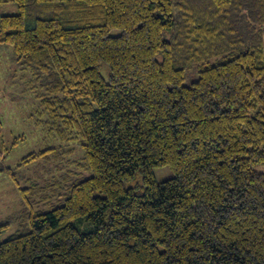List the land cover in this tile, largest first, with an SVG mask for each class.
Segmentation results:
<instances>
[{"label":"trees","instance_id":"16d2710c","mask_svg":"<svg viewBox=\"0 0 264 264\" xmlns=\"http://www.w3.org/2000/svg\"><path fill=\"white\" fill-rule=\"evenodd\" d=\"M4 4L0 43L58 140L17 168L46 162L67 196L0 264H264V0Z\"/></svg>","mask_w":264,"mask_h":264},{"label":"rangeland","instance_id":"374dc122","mask_svg":"<svg viewBox=\"0 0 264 264\" xmlns=\"http://www.w3.org/2000/svg\"><path fill=\"white\" fill-rule=\"evenodd\" d=\"M17 13V5H0V17ZM13 58L12 46L0 43V150L4 147L11 149L9 154L0 159V227L5 226L0 229V243L13 235L28 232L32 215L60 206L67 196V192L60 188L63 181L62 184L51 185V165L46 162L38 160L17 168L26 155L53 146L58 140L51 139L30 118L37 110L35 102L28 95L33 96L34 91L28 89V94L22 93V73ZM197 79V69L191 68L187 71L184 85H190ZM22 135L26 138L13 146L15 139ZM74 149L72 159L82 156L78 144L74 145ZM7 168L13 170L15 179L6 171ZM152 172L158 182L173 177L168 167L153 168ZM72 222L82 232L93 230L92 224L85 217Z\"/></svg>","mask_w":264,"mask_h":264}]
</instances>
